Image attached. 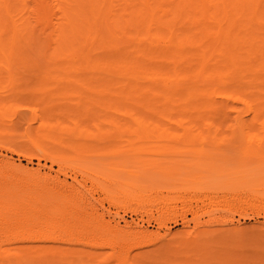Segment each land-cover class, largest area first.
<instances>
[{
    "label": "bare ground",
    "instance_id": "6f19581e",
    "mask_svg": "<svg viewBox=\"0 0 264 264\" xmlns=\"http://www.w3.org/2000/svg\"><path fill=\"white\" fill-rule=\"evenodd\" d=\"M0 74L10 86L19 83V75L40 76L44 84L74 85L93 94L75 101L76 118L38 120L40 128L29 140L39 156L52 160L51 147L77 150L83 140H118L125 144L122 152L141 154L153 145L196 141L201 147H225L237 138L258 139L264 136V0H0ZM67 108L60 114H68ZM7 115L0 107V119ZM89 115L96 117L91 124L83 119ZM5 145L20 154L16 141ZM9 159H0V264H86L73 245L109 251L94 264L153 261L150 254H130L153 244L152 233L133 232L131 223H103L81 207L89 199L71 185ZM227 170L235 179L236 172ZM206 179L193 189L214 193L239 187L236 180ZM115 180L107 190L111 203L125 206L136 198L130 211L156 210L160 226L167 214L184 221L173 198H152L156 185L141 183L134 192L128 189L134 184ZM213 196H205L204 213L239 208L241 199ZM191 210L198 224L201 213ZM215 235L197 231L191 251L200 240L216 241L228 251L225 238ZM215 252L192 264L218 261ZM227 254L219 262L231 264Z\"/></svg>",
    "mask_w": 264,
    "mask_h": 264
},
{
    "label": "rangeland",
    "instance_id": "374dc122",
    "mask_svg": "<svg viewBox=\"0 0 264 264\" xmlns=\"http://www.w3.org/2000/svg\"><path fill=\"white\" fill-rule=\"evenodd\" d=\"M28 76H17L19 83L16 86H10L7 76L0 74V107L5 106L8 113V118L0 119V159L10 158L9 160H13L23 167L39 169L41 173L49 174L56 182L71 185L89 199L88 205L81 207L86 208L88 214L98 215L103 223H109L111 226L116 224L124 226L126 223H131L129 228L131 231H133L132 229H136L134 231L141 229V231H147L146 233H152L151 238L155 239L153 244L132 249L133 252L130 253L132 256L137 253L146 254V256L150 254V258L152 257L151 259L155 260L157 264H162L164 261H167L166 264H192L195 257L202 259L204 255L212 251H216L215 253L221 256V258L215 256L216 259H222L223 254L227 259L226 254L229 251L231 254H227V256H230L231 264L264 263V206L261 207L257 204L264 205V198H261L264 196V136L259 135L260 142L257 141L260 138L256 139L258 137L256 136L252 140L234 139L229 142L231 144H226L227 147L226 145H224L225 147L207 146L208 148L205 146L206 151V148L201 147L196 141L191 143L195 144L193 146H186L182 142L178 144L173 142L172 146L165 148L153 145L154 149L141 154L122 152L125 144L118 140H100L98 142L83 140L79 142L84 146L77 150L64 147L54 150L51 147L52 160L39 156L29 140V135H33L36 128H40L38 120L41 116L46 115L61 117L62 120H68L69 117L76 118L75 114L77 115V113L74 114L76 112L74 110L76 109L75 101L79 100L78 98L83 100L82 98L85 97H90V99L94 97L91 92L89 93L92 95L83 89L81 91L78 86L59 85L56 82H53L56 85L46 84V82L44 84L41 82L42 77L39 76L38 79ZM66 108L70 114H67L66 111L64 112L66 114H60L61 110H66ZM92 116H84L83 119H87L85 121L89 123L94 118ZM13 140L17 142V150L20 154L7 149L6 142ZM233 143L235 145H232ZM53 144L52 140L48 141L49 146ZM149 147L150 145L146 146V148ZM153 165L159 169L168 168V170L158 172L159 170L155 171ZM143 167H145V171L142 169ZM227 169L236 172L235 179H231V173L229 176ZM169 170H171L170 173ZM193 178H197V180ZM206 178L213 180L219 178L223 182L236 180V185L240 188L235 187L228 192L227 189L224 191L220 189L213 191L214 193L208 192L205 188L197 189V191L193 189L194 186L197 187L198 183L201 184V180H207ZM115 179L134 184V188L128 187L134 192L141 183L156 185L152 191V198H158V200L163 197L173 198L171 201L173 200L174 204L172 205L176 207L177 213H175L185 215L184 221L178 216L177 222H174L170 219V214H167L164 216L163 225L160 226L155 220L158 217L156 210L149 214L130 211L127 206L136 204L138 202L136 198L129 201L128 204L125 203V206L123 203H111L107 196V190L112 186V182L116 181ZM243 185L249 191H246ZM237 188L241 191L239 192ZM253 193H256V196L254 195L256 198H252ZM205 196L219 197L216 199L217 201L220 199L222 201V198L230 201L234 197L235 201L240 202L238 199H241V202L239 205L236 204L239 208L229 206L230 209L215 210L212 214H207L204 213L207 208L206 204H208V201L204 199ZM243 197L246 198L247 205ZM191 208L198 209V213H201L198 224L193 221ZM215 217L219 220L223 218L227 223L213 219ZM202 230L213 235L216 234L215 236L218 238H225V244L229 247L228 251L227 248H224L227 253L225 254L224 250L222 252L220 244L213 240H200L193 249L195 251H191V247L195 243V234ZM237 230L241 231L239 235L235 234ZM200 246L204 250H201ZM70 248L77 250L74 253L76 256L85 257L86 264H94L103 254L109 252L91 250L87 245H73ZM153 254L155 255L153 256ZM234 256L235 258H233ZM153 257L164 261L158 259L162 263L157 262V259H153ZM220 259L217 261L214 258L210 264H222L219 262ZM225 259L222 262L226 261ZM153 261H150V264ZM200 261L202 262V260Z\"/></svg>",
    "mask_w": 264,
    "mask_h": 264
}]
</instances>
